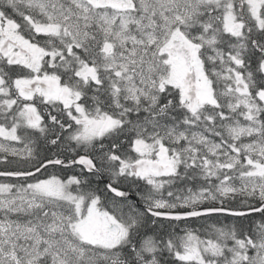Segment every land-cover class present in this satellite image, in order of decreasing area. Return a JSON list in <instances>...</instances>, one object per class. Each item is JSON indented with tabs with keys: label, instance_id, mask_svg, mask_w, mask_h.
<instances>
[{
	"label": "snow or ice",
	"instance_id": "1",
	"mask_svg": "<svg viewBox=\"0 0 264 264\" xmlns=\"http://www.w3.org/2000/svg\"><path fill=\"white\" fill-rule=\"evenodd\" d=\"M0 264H264V0H0Z\"/></svg>",
	"mask_w": 264,
	"mask_h": 264
}]
</instances>
